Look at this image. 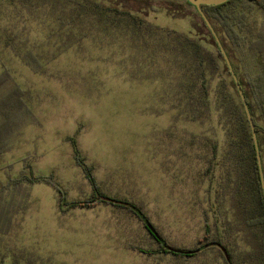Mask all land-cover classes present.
I'll list each match as a JSON object with an SVG mask.
<instances>
[{
  "label": "rangeland",
  "instance_id": "rangeland-1",
  "mask_svg": "<svg viewBox=\"0 0 264 264\" xmlns=\"http://www.w3.org/2000/svg\"><path fill=\"white\" fill-rule=\"evenodd\" d=\"M104 1L174 31L187 32L191 22L198 24L194 15L167 0ZM4 6L0 10V262L222 264L214 251L180 260L164 256L159 261L155 242L126 211L103 205L69 206L92 194L74 160L75 142L99 191L138 205L168 245L189 251L200 236L198 217L195 211L188 212L187 187L176 183L178 170L182 167L183 175L186 164L178 161L177 167L167 136L171 113L158 102L156 70L143 69L137 60L130 62L135 49L118 32L93 29L84 38L90 43L64 46L57 38L67 35L70 16L61 27L41 16L29 18L19 6ZM226 12L241 15L243 44L259 43L255 45L264 54L263 17L248 6ZM79 27L75 34L82 30ZM53 184L64 192L65 201H58Z\"/></svg>",
  "mask_w": 264,
  "mask_h": 264
},
{
  "label": "trees",
  "instance_id": "trees-1",
  "mask_svg": "<svg viewBox=\"0 0 264 264\" xmlns=\"http://www.w3.org/2000/svg\"><path fill=\"white\" fill-rule=\"evenodd\" d=\"M167 1L190 12L198 24L191 22L187 32L162 28L126 9L106 5L104 0H0V10L6 9L4 5L15 9L19 6L29 18L41 16L61 27L66 25L64 18L70 16L67 35L57 38V43L64 46L90 43L84 38L92 35L93 29L118 32L135 49L129 61L137 60L143 69L156 70L153 81L159 84L158 102L171 113L167 136L172 140L177 165L182 160L186 164L183 175L182 167L178 170L175 178L180 181L176 183L187 187L188 212L195 211L200 236L189 250L191 254L168 245L138 205L106 197L99 191L92 170L80 157L75 142H72L74 160L89 182L92 194L83 202L68 203L71 208L103 205L126 211L155 242L153 251L159 261L164 256L180 260L214 251L215 258L228 264L215 246L220 245L227 251L230 264H264V199L260 184V172L264 180V54L256 46L259 43L243 44L241 15L226 12L227 8L248 6L264 19V0H229L218 6L200 7L243 93L255 126L261 170L242 104L211 35L194 7L183 0ZM76 27L82 29L77 30L78 34L73 31ZM42 181L52 183L50 179ZM54 188L58 201H65L64 192L56 185ZM166 246L182 253L171 252Z\"/></svg>",
  "mask_w": 264,
  "mask_h": 264
},
{
  "label": "water",
  "instance_id": "water-1",
  "mask_svg": "<svg viewBox=\"0 0 264 264\" xmlns=\"http://www.w3.org/2000/svg\"><path fill=\"white\" fill-rule=\"evenodd\" d=\"M183 1H186L188 4H190L192 7H194L196 13L198 14V16L200 17L202 23L204 24V26L206 27V29L208 30L209 34L211 35L221 57L223 58L224 60V63H225V66H226V69L228 70L229 74H230V77L232 79V82L234 84V87L236 89V92H237V95L240 99V102L242 104V107H243V111H244V114L246 116V119H247V122H248V125H249V128H250V132H251V137H252V141H253V145H254V148H255V154H256V159H257V164H258V168L259 170H261V163H260V155H259V152H258V148H257V140H256V135H255V126L252 122V119H251V116H250V113H249V110H248V107H247V104L245 102V99H244V96H243V93L241 91V88L238 84V81L236 79V76L232 70V67H231V64L227 58V55L217 37V35L215 34L213 28L211 27L209 21L207 20V18L205 17V15L203 14L202 10L200 9L201 6H218V5H221V4H224L226 2H228L229 0H183ZM260 184H261V189H262V193H263V199H264V180H263V176H262V173L260 172ZM151 233L153 234V236L157 238V235L155 233L152 232V230L150 229ZM217 248L220 249V251L222 252L224 258H225V261L230 264V258L227 254V251L221 247L220 245H215ZM167 250L171 251V252H174V253H182L181 251L179 250H176V249H172L171 247H168L166 246L165 247ZM193 253L192 251H188L187 254H191Z\"/></svg>",
  "mask_w": 264,
  "mask_h": 264
}]
</instances>
